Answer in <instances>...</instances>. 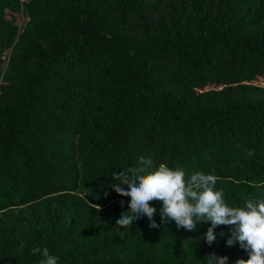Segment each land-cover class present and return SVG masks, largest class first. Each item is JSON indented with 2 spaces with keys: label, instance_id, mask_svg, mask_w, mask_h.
Instances as JSON below:
<instances>
[{
  "label": "trees",
  "instance_id": "obj_1",
  "mask_svg": "<svg viewBox=\"0 0 264 264\" xmlns=\"http://www.w3.org/2000/svg\"><path fill=\"white\" fill-rule=\"evenodd\" d=\"M141 156L264 200V0H0V264L248 259L231 226L209 246L210 222L162 223L158 201L160 227L115 226L113 173Z\"/></svg>",
  "mask_w": 264,
  "mask_h": 264
},
{
  "label": "clouds",
  "instance_id": "obj_2",
  "mask_svg": "<svg viewBox=\"0 0 264 264\" xmlns=\"http://www.w3.org/2000/svg\"><path fill=\"white\" fill-rule=\"evenodd\" d=\"M248 155L254 150L249 149ZM153 160L139 157L134 167L126 171L113 173V179L120 183L112 186L114 191L123 197H130L127 213H121L115 226L127 228L134 221L146 216L149 227H160L153 219L157 212L150 202H162L159 210L162 223L175 221L177 228L193 232L197 223L210 222L204 239L210 246L215 240L214 230L218 226H231L227 246L237 242L248 254V259H237L235 264H264V200L248 199L244 207H229L224 200L223 192L215 190L217 177L212 174L196 172L186 178L183 168H169L161 163L153 171ZM127 186V190L124 187ZM123 207L124 201H121ZM224 235L223 232L220 233ZM23 249V244L20 245ZM41 254L39 264H57L58 257L51 255L47 247H36L32 254ZM206 264H227V256L211 253L205 256Z\"/></svg>",
  "mask_w": 264,
  "mask_h": 264
},
{
  "label": "rangeland",
  "instance_id": "obj_3",
  "mask_svg": "<svg viewBox=\"0 0 264 264\" xmlns=\"http://www.w3.org/2000/svg\"><path fill=\"white\" fill-rule=\"evenodd\" d=\"M23 20H24V17H22V16H20V15H16L15 21H16L19 25L22 24Z\"/></svg>",
  "mask_w": 264,
  "mask_h": 264
}]
</instances>
